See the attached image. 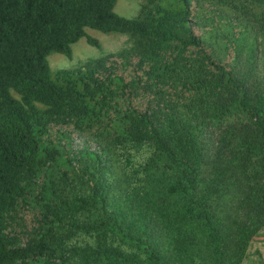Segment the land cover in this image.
I'll return each instance as SVG.
<instances>
[{"label":"trees","instance_id":"16d2710c","mask_svg":"<svg viewBox=\"0 0 264 264\" xmlns=\"http://www.w3.org/2000/svg\"><path fill=\"white\" fill-rule=\"evenodd\" d=\"M115 1L0 0V264H240L264 237V0ZM85 29L130 45L52 72L99 47Z\"/></svg>","mask_w":264,"mask_h":264},{"label":"rangeland","instance_id":"374dc122","mask_svg":"<svg viewBox=\"0 0 264 264\" xmlns=\"http://www.w3.org/2000/svg\"><path fill=\"white\" fill-rule=\"evenodd\" d=\"M142 2L143 0H116L113 11L118 15L130 18L138 14ZM192 30L195 34L201 33L202 31L198 26H193ZM85 33L94 38L98 42L99 47L89 45L85 40V36L79 37L70 45L71 51L69 57L55 52L47 56L48 65L52 72L57 69H71L87 59L97 58L102 54L115 52L130 45L127 36L123 34L101 33L93 29H85ZM75 145L79 147V139L73 136L72 146L74 147ZM23 218L28 224L30 221V213L26 212ZM253 244L255 245V243H252L249 249H252Z\"/></svg>","mask_w":264,"mask_h":264},{"label":"crops","instance_id":"0c3cea01","mask_svg":"<svg viewBox=\"0 0 264 264\" xmlns=\"http://www.w3.org/2000/svg\"><path fill=\"white\" fill-rule=\"evenodd\" d=\"M240 264H264V237L260 242L253 244Z\"/></svg>","mask_w":264,"mask_h":264}]
</instances>
